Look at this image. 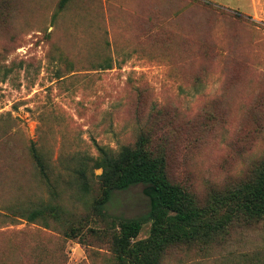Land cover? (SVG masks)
<instances>
[{
    "label": "rangeland",
    "instance_id": "rangeland-1",
    "mask_svg": "<svg viewBox=\"0 0 264 264\" xmlns=\"http://www.w3.org/2000/svg\"><path fill=\"white\" fill-rule=\"evenodd\" d=\"M61 1L0 0V264H118L126 218L149 236L143 184L98 205L102 171L86 158L100 146L148 134L200 206L264 160V0ZM160 264H264V218L172 244Z\"/></svg>",
    "mask_w": 264,
    "mask_h": 264
},
{
    "label": "trees",
    "instance_id": "trees-1",
    "mask_svg": "<svg viewBox=\"0 0 264 264\" xmlns=\"http://www.w3.org/2000/svg\"><path fill=\"white\" fill-rule=\"evenodd\" d=\"M64 4L62 0L61 6ZM28 152L42 177L49 180L46 158L35 142L30 141ZM86 160L102 171L98 205L104 206L115 191L137 184L145 186L151 199L152 227L148 237L136 240L145 221L143 216L124 219L120 232L113 235L118 264H160L172 244L210 242L236 218L246 222L264 218V160L253 178L215 194L206 206L198 205L190 192L169 179L165 154L154 149L148 134H140L134 145H123L118 150L100 146L97 157ZM76 173L81 185L88 189L86 170L78 169ZM221 210H225L224 215H219ZM21 212L30 220L43 214L42 210H32L29 215Z\"/></svg>",
    "mask_w": 264,
    "mask_h": 264
}]
</instances>
